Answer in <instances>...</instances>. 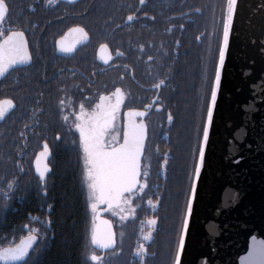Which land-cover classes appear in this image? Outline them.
<instances>
[{"label": "flooded vegetation", "instance_id": "obj_1", "mask_svg": "<svg viewBox=\"0 0 264 264\" xmlns=\"http://www.w3.org/2000/svg\"><path fill=\"white\" fill-rule=\"evenodd\" d=\"M228 1L0 0V264H44L54 252L64 226L59 191L71 160L92 214L90 245L83 256L79 249V264L146 258L163 187L154 177H166L173 141L179 152L193 128L206 125ZM13 42L24 45L30 63L18 61ZM146 134L139 184L105 216L117 248L104 253L93 237L108 204L96 207L87 145L109 150L125 142L131 157ZM121 226L125 248L119 250ZM30 238L27 256H17L14 250ZM143 244L146 251L137 255Z\"/></svg>", "mask_w": 264, "mask_h": 264}, {"label": "water", "instance_id": "obj_2", "mask_svg": "<svg viewBox=\"0 0 264 264\" xmlns=\"http://www.w3.org/2000/svg\"><path fill=\"white\" fill-rule=\"evenodd\" d=\"M147 137L131 157L125 142L109 150L87 145L96 207L108 204L93 237L104 253L117 248L114 224L105 216L136 190ZM198 172L177 264H252L264 242V0H230Z\"/></svg>", "mask_w": 264, "mask_h": 264}, {"label": "trees", "instance_id": "obj_3", "mask_svg": "<svg viewBox=\"0 0 264 264\" xmlns=\"http://www.w3.org/2000/svg\"><path fill=\"white\" fill-rule=\"evenodd\" d=\"M204 133L205 126L193 128L192 140L188 146L184 142L186 148L179 152L176 151L177 142L173 141L175 148L168 160L166 177H154L156 181L162 179L163 183V187L157 190V196L161 197L160 206L155 213L158 221L153 239L147 248V256L139 264H176ZM64 166L71 171L70 174L63 175L62 189L59 191L64 206L60 212L64 226L61 227V238L57 241L54 252L47 257L44 264H79V249H82L83 256L84 248L91 241L89 218L92 214L85 202V191L80 188L79 178L74 171L77 167L73 160L67 161ZM119 234L120 250L125 248V227L119 228ZM135 246L131 242L130 249Z\"/></svg>", "mask_w": 264, "mask_h": 264}, {"label": "snow or ice", "instance_id": "obj_4", "mask_svg": "<svg viewBox=\"0 0 264 264\" xmlns=\"http://www.w3.org/2000/svg\"><path fill=\"white\" fill-rule=\"evenodd\" d=\"M8 41H5V44H8ZM12 47L14 49V51L17 53V59L20 62H25V63H30L31 62V55L30 53H27L25 51L24 45L23 44H15L13 42ZM16 61H14L13 63H15ZM8 69L5 68V71H7ZM7 103H9L10 105H12V107H15V104L12 101H7ZM0 114H3V111H0ZM201 167H202V163H201ZM47 170L50 171V168L46 167ZM199 176V172L197 173V177ZM192 214V207L189 208V217ZM146 239H150V236H146ZM32 243V238H30L29 242L24 244L22 247L17 248L14 250L15 254L19 257H26L28 254V249L31 246ZM97 243H101L100 241H97ZM115 241L114 239L111 241V244L109 243H102V247L107 249L108 247L112 246V244H114ZM141 251H146V248H144L143 246L138 250L137 255L140 254ZM93 260L97 259L95 256L92 257ZM143 260V257H142ZM252 264H264V242H262L261 247L259 249H257L255 254H252Z\"/></svg>", "mask_w": 264, "mask_h": 264}, {"label": "rangeland", "instance_id": "obj_5", "mask_svg": "<svg viewBox=\"0 0 264 264\" xmlns=\"http://www.w3.org/2000/svg\"><path fill=\"white\" fill-rule=\"evenodd\" d=\"M155 225H156V221H155V219L154 218H152V219H150L148 222H147V226H148V228H149V230L145 233V235H144V239H145V242H149L150 241V239H151V237H152V230L154 229V227H155ZM146 236H150V239H146L145 237ZM143 247H144V244L142 245ZM141 246V247H142ZM140 247V248H141ZM145 248V247H144ZM145 251H141L140 253H144Z\"/></svg>", "mask_w": 264, "mask_h": 264}]
</instances>
